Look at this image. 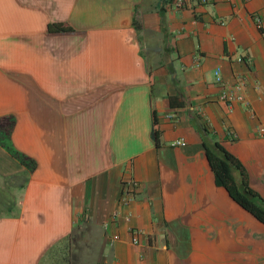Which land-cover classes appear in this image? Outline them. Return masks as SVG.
<instances>
[{"label":"crops","instance_id":"obj_1","mask_svg":"<svg viewBox=\"0 0 264 264\" xmlns=\"http://www.w3.org/2000/svg\"><path fill=\"white\" fill-rule=\"evenodd\" d=\"M215 68L243 82L231 110ZM1 114L35 165L0 144V264H264V223L203 146L264 200V0H0Z\"/></svg>","mask_w":264,"mask_h":264},{"label":"trees","instance_id":"obj_2","mask_svg":"<svg viewBox=\"0 0 264 264\" xmlns=\"http://www.w3.org/2000/svg\"><path fill=\"white\" fill-rule=\"evenodd\" d=\"M51 25V23L47 24V28L49 29ZM59 27L65 28L63 25ZM13 121L11 114L0 115V144L28 170H31L35 161L16 150L10 142L9 135ZM202 130L206 131L203 126ZM153 134L154 137L157 134L154 117ZM203 146L205 156L214 174L215 183L224 186L236 202L264 223V200L248 185L246 172L239 160L216 140H212L209 144L203 142Z\"/></svg>","mask_w":264,"mask_h":264},{"label":"built area","instance_id":"obj_3","mask_svg":"<svg viewBox=\"0 0 264 264\" xmlns=\"http://www.w3.org/2000/svg\"><path fill=\"white\" fill-rule=\"evenodd\" d=\"M177 6H181L184 4V0H175ZM253 19L256 22V25H260V18L257 14L253 15ZM214 81L218 84L219 89L216 93V99L223 102L228 110H231V105L235 101H242L244 99L243 95V82L242 80H238L232 84H226L219 73V69L215 68L213 70ZM250 110L251 108H247ZM258 130L262 132L263 128L259 127ZM231 136H233V132L228 131ZM178 142V140H175ZM138 189V182L131 176L124 177L120 180V189L119 195L117 198V207L113 210L112 215H115L118 211V208L121 206L128 205L132 199L134 198V194ZM125 218H128V214H126ZM128 231L130 232V242L131 244L139 243V236H143L144 232L139 228L128 227ZM112 239H116L117 234H112Z\"/></svg>","mask_w":264,"mask_h":264}]
</instances>
